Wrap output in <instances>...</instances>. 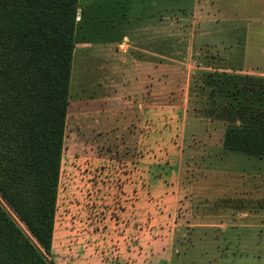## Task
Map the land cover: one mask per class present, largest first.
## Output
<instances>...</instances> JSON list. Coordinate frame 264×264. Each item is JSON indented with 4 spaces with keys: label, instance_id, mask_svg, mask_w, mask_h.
<instances>
[{
    "label": "rangeland",
    "instance_id": "obj_1",
    "mask_svg": "<svg viewBox=\"0 0 264 264\" xmlns=\"http://www.w3.org/2000/svg\"><path fill=\"white\" fill-rule=\"evenodd\" d=\"M161 2L166 64L176 63L166 69L167 86L176 96L151 98L149 115L118 132L110 114L118 102L102 100L109 93L95 83L93 43L95 29L124 28L123 7L116 0L100 10L83 6L48 256L53 264H264V155L255 154L262 143H225L233 131L257 128L258 120L236 112L216 116L245 100L221 95L208 82L226 73L264 79V0ZM249 95L255 112L264 95ZM214 99L222 104L211 114ZM99 113L105 127L96 125ZM0 203L36 242L1 195Z\"/></svg>",
    "mask_w": 264,
    "mask_h": 264
},
{
    "label": "trees",
    "instance_id": "obj_2",
    "mask_svg": "<svg viewBox=\"0 0 264 264\" xmlns=\"http://www.w3.org/2000/svg\"><path fill=\"white\" fill-rule=\"evenodd\" d=\"M78 10L79 0H0V195L36 241L0 203V264H53L48 256L53 246ZM208 82L221 95L245 100L239 108L225 106L216 116L236 112L234 117L258 120L257 128H247L246 134L227 133L225 143L239 148L248 141L262 143L256 145L255 154L264 155V96L255 112L250 109L254 103L247 100L252 91L264 95L260 90L264 79L226 73ZM216 103L222 101L214 99L209 104L211 114Z\"/></svg>",
    "mask_w": 264,
    "mask_h": 264
},
{
    "label": "crops",
    "instance_id": "obj_3",
    "mask_svg": "<svg viewBox=\"0 0 264 264\" xmlns=\"http://www.w3.org/2000/svg\"><path fill=\"white\" fill-rule=\"evenodd\" d=\"M80 1L82 0H79L77 24L86 17L83 6L94 4L95 9L100 10L102 4L110 0H85L86 4L82 6ZM116 1L123 7L119 20L124 23V28L119 32H115L112 28L111 31L95 29L99 40L93 43L97 60L95 69L100 75L95 83L102 87L103 93H109V96L103 95L101 99L118 102L115 111L110 113L113 125L116 126L113 132H118L125 126L135 127L134 119L139 115L148 116L150 111L148 101L151 98H165V94H168V98L176 96L175 89H169L167 86L169 81L166 69L175 67L176 63L166 64L167 37L165 15L160 8L161 0H153L152 3L150 0ZM141 4L144 6L142 7ZM162 5L164 11V4ZM151 8L157 11H151ZM114 19L112 17L111 23H108L110 27L115 25ZM77 31L78 29H76V36ZM108 31L110 33H107ZM162 107L158 106L153 110L160 111ZM172 108L176 109V107ZM185 112L187 115V109ZM99 114L95 119L96 125L105 127L107 118L105 115L102 118L103 114Z\"/></svg>",
    "mask_w": 264,
    "mask_h": 264
}]
</instances>
